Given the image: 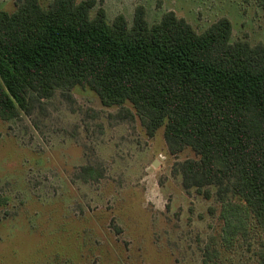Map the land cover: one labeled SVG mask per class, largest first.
Returning a JSON list of instances; mask_svg holds the SVG:
<instances>
[{
	"label": "trees",
	"instance_id": "obj_1",
	"mask_svg": "<svg viewBox=\"0 0 264 264\" xmlns=\"http://www.w3.org/2000/svg\"><path fill=\"white\" fill-rule=\"evenodd\" d=\"M98 5L16 0L0 11V120L93 91L121 118L137 116L149 137L163 130L170 155L195 154L177 164L183 187L216 198L225 246L253 239L264 264V44L233 41L228 18L198 33L172 11L151 24L140 5L132 23L110 22ZM83 178L97 174L85 167Z\"/></svg>",
	"mask_w": 264,
	"mask_h": 264
},
{
	"label": "rangeland",
	"instance_id": "obj_2",
	"mask_svg": "<svg viewBox=\"0 0 264 264\" xmlns=\"http://www.w3.org/2000/svg\"><path fill=\"white\" fill-rule=\"evenodd\" d=\"M98 1L110 22L132 23L141 5L151 24L172 11L202 33L228 18L233 41L264 44L254 0ZM15 2L0 0V11ZM119 112L78 87L0 120V264H258L255 240L223 243L217 199L183 187L177 164L195 154L170 155L163 130L151 138ZM85 167L97 180H84Z\"/></svg>",
	"mask_w": 264,
	"mask_h": 264
}]
</instances>
